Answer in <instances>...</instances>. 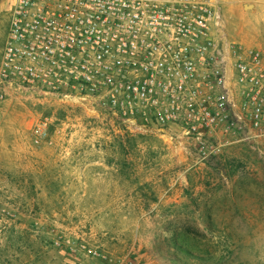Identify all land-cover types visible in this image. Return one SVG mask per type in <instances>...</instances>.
I'll list each match as a JSON object with an SVG mask.
<instances>
[{
  "label": "rangeland",
  "instance_id": "374dc122",
  "mask_svg": "<svg viewBox=\"0 0 264 264\" xmlns=\"http://www.w3.org/2000/svg\"><path fill=\"white\" fill-rule=\"evenodd\" d=\"M4 92L0 264H264V128L194 139Z\"/></svg>",
  "mask_w": 264,
  "mask_h": 264
},
{
  "label": "built area",
  "instance_id": "2783aa9c",
  "mask_svg": "<svg viewBox=\"0 0 264 264\" xmlns=\"http://www.w3.org/2000/svg\"><path fill=\"white\" fill-rule=\"evenodd\" d=\"M2 1L0 86L17 98L86 103L194 139L264 128L263 53L224 35L215 0Z\"/></svg>",
  "mask_w": 264,
  "mask_h": 264
},
{
  "label": "crops",
  "instance_id": "0c3cea01",
  "mask_svg": "<svg viewBox=\"0 0 264 264\" xmlns=\"http://www.w3.org/2000/svg\"><path fill=\"white\" fill-rule=\"evenodd\" d=\"M223 14L224 35L232 41L249 48L260 47L264 56V0H215ZM4 3L8 13L7 4ZM247 8H253L248 11ZM9 14V13H8ZM9 18V17H8ZM9 30V28H8ZM8 30L1 45L0 66ZM258 49V48H255Z\"/></svg>",
  "mask_w": 264,
  "mask_h": 264
}]
</instances>
